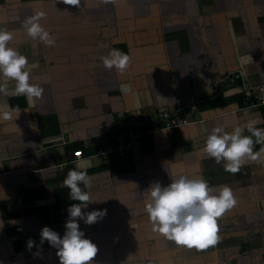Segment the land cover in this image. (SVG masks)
<instances>
[{
    "label": "crops",
    "instance_id": "crops-1",
    "mask_svg": "<svg viewBox=\"0 0 264 264\" xmlns=\"http://www.w3.org/2000/svg\"><path fill=\"white\" fill-rule=\"evenodd\" d=\"M36 11L47 14L52 47L22 27ZM0 28L14 32L10 46L44 88L29 104L12 94L15 81H2L9 94L0 93V106L20 112L0 120V264H60L40 233L48 226L63 237L68 207L79 203L63 186L72 169L87 172L85 190L102 201L82 211L107 210L94 224L79 221L98 247L92 264H264V165L248 162L232 174L202 153L214 127L264 120V103L245 106L237 82L219 81L232 70L264 81V0H0ZM113 48L132 56L124 73L103 67L100 57ZM190 103L198 120L142 133L123 155L94 154L97 135L124 116L167 110L191 118ZM173 174L232 187L238 204L218 220L215 247L197 252L152 231L145 190Z\"/></svg>",
    "mask_w": 264,
    "mask_h": 264
},
{
    "label": "clouds",
    "instance_id": "clouds-1",
    "mask_svg": "<svg viewBox=\"0 0 264 264\" xmlns=\"http://www.w3.org/2000/svg\"><path fill=\"white\" fill-rule=\"evenodd\" d=\"M102 2L112 3L114 0ZM63 3L79 7L81 0H63ZM46 15L44 11H36L22 21V27L33 41L52 47L56 40L42 23ZM13 40L14 32L0 28V93L8 95V89L2 81L5 78L13 80L15 87L12 94L25 95L29 104H32L42 98L44 88L30 82L29 61L15 47L10 46ZM100 60L104 68L124 73L132 63V56L113 48L107 55L101 56ZM19 112L9 105L0 106V120H12L18 117ZM261 123L264 120L256 117L243 125L234 126L231 131H226L225 125L214 127L206 137L202 153L213 158L217 164L223 163L224 170L232 174L238 173L248 162L264 165V129L257 127ZM246 130L250 135H245ZM254 145H259L258 151H254ZM170 180L166 186L155 181L145 190L144 212L152 231L177 246L195 249L197 252L215 247L219 240L218 220L238 204L232 187L223 185L213 189L202 176L173 174ZM63 186L70 189L71 200L79 203L68 207L69 216L63 237L44 226L40 233L41 243L47 241L57 249L60 264H92L98 247L91 239L85 238L79 221L94 224L106 216L107 210L82 211L89 203L102 202L94 200L91 192L85 190L92 186L86 171L69 170Z\"/></svg>",
    "mask_w": 264,
    "mask_h": 264
},
{
    "label": "built area",
    "instance_id": "built-area-1",
    "mask_svg": "<svg viewBox=\"0 0 264 264\" xmlns=\"http://www.w3.org/2000/svg\"><path fill=\"white\" fill-rule=\"evenodd\" d=\"M219 81L223 83L237 82L243 93L242 101L245 106L264 103V81L249 82L237 70L226 72L219 78ZM215 85L216 83L213 86ZM188 107L192 113L191 118L167 110L128 114L123 117L120 124L113 131H103L97 135L98 143L94 154L106 155L114 153L123 155L130 149L134 139L142 133L158 129H171L198 120L200 117L195 104L190 103ZM153 119H158L160 124L156 127L150 125L149 121ZM73 154L75 158H79L82 151L77 148L73 150Z\"/></svg>",
    "mask_w": 264,
    "mask_h": 264
}]
</instances>
